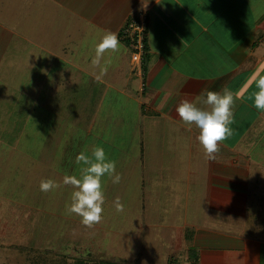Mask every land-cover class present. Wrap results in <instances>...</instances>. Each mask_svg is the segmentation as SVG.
I'll return each mask as SVG.
<instances>
[{
  "label": "crops",
  "instance_id": "obj_1",
  "mask_svg": "<svg viewBox=\"0 0 264 264\" xmlns=\"http://www.w3.org/2000/svg\"><path fill=\"white\" fill-rule=\"evenodd\" d=\"M140 13L146 18L147 50L135 67L120 34ZM107 31L117 34L121 48L105 53L108 71L97 79L99 70L91 64L94 46ZM257 74H264V0H0V142L12 141L7 134L13 133L15 122L22 127L35 95L67 88L78 93L76 88L86 85L88 90L81 93L93 110L87 116L88 135L91 118L98 117L100 109L117 111L122 105L126 118H103L115 117L123 128L117 135L138 144L140 173L149 158L161 181L169 186L182 183L190 190L189 172L202 160L209 188L223 168L243 170L242 175L247 171L248 165L240 162L247 157L239 148L253 147L246 150L247 155L254 151L253 157L264 150L257 147L264 143V112L249 98ZM225 86L237 97L234 124L249 114L250 129L232 145L223 141L220 148L225 152L209 161L196 140L197 129L181 121L176 107L184 99L196 100L205 90L219 92ZM204 199L213 202L210 196ZM9 203L0 202V211ZM244 240L241 246L214 251L216 258L232 264L235 257L246 259L252 251L251 263L241 264H261V243L252 241L254 249L247 250L249 241Z\"/></svg>",
  "mask_w": 264,
  "mask_h": 264
},
{
  "label": "rangeland",
  "instance_id": "obj_2",
  "mask_svg": "<svg viewBox=\"0 0 264 264\" xmlns=\"http://www.w3.org/2000/svg\"><path fill=\"white\" fill-rule=\"evenodd\" d=\"M69 90L53 93L47 89L35 95L22 127L15 122L13 133L7 134L12 141L0 142V202H10L0 211V264H77L80 258L85 264L101 259L191 264L189 247L196 249L197 264H221L214 251L231 244L241 246L244 239L249 241L247 250L254 249L252 241L261 243L264 264V150L255 157L253 151L250 157L246 153L253 147L239 148L240 155L247 157L239 159L243 166L248 165L243 175V170L223 168L224 173L217 175L221 178L211 179L208 188L201 160L196 162L197 171L189 172L191 181L186 185L190 190L182 183L171 187L161 181V174L153 173L155 166L149 158L140 173L138 144L117 135L123 128L115 117L103 118L109 114L126 118L122 105L117 111L100 109L97 119L91 118L94 125L88 135L87 116L93 110L81 93L88 88L81 85L76 88L78 93ZM249 123L246 114L237 125H231L234 131L226 140L228 146L250 129ZM93 146L104 148L122 179L113 184L103 178V218L87 228L78 216L65 211L70 186L45 193L39 184L44 179L59 182L65 175L77 174L76 155L90 152ZM162 177L174 178L169 174ZM206 196L214 204H206ZM116 198L124 206L121 212L115 210ZM248 253L246 259L235 257L232 264L251 263L254 254Z\"/></svg>",
  "mask_w": 264,
  "mask_h": 264
},
{
  "label": "clouds",
  "instance_id": "obj_3",
  "mask_svg": "<svg viewBox=\"0 0 264 264\" xmlns=\"http://www.w3.org/2000/svg\"><path fill=\"white\" fill-rule=\"evenodd\" d=\"M121 44L116 33L107 31L95 43V55L91 61L93 68L98 69L97 79L107 74L108 63L104 62L106 52L117 53ZM255 91L249 97L257 110L264 112V74H257L253 81ZM237 97L227 86L219 92L205 90L202 98L182 100L176 107V113L182 122L194 125L197 129L196 140L204 156L209 161L216 158L223 141L233 135L231 125L234 123V104ZM74 163L78 166L77 174L65 175L58 182L53 179L40 181L39 189L48 193L63 186L72 188L70 200L65 205L69 215L80 218L87 228H92L102 221L105 195L102 180L107 177L113 184L120 183L122 177L116 171L115 161L108 158L102 146H93L89 151L76 155ZM115 210L124 209L119 198L114 201Z\"/></svg>",
  "mask_w": 264,
  "mask_h": 264
},
{
  "label": "built area",
  "instance_id": "obj_4",
  "mask_svg": "<svg viewBox=\"0 0 264 264\" xmlns=\"http://www.w3.org/2000/svg\"><path fill=\"white\" fill-rule=\"evenodd\" d=\"M146 18L144 14L132 16L122 28L120 38L128 43L131 50L130 61L133 66L140 67L144 49Z\"/></svg>",
  "mask_w": 264,
  "mask_h": 264
},
{
  "label": "trees",
  "instance_id": "obj_5",
  "mask_svg": "<svg viewBox=\"0 0 264 264\" xmlns=\"http://www.w3.org/2000/svg\"><path fill=\"white\" fill-rule=\"evenodd\" d=\"M147 28V26H146ZM145 35H144V49L145 52L143 54V59L146 55V50H147V37H146V30H145ZM130 143V142H129ZM196 249L195 247H189L188 249V259L191 262V264H197L198 256L196 254ZM42 255H45V253H42ZM85 260L83 258L77 259L76 263L77 264H85ZM37 264H41L39 261ZM42 264H45L43 262ZM93 264H140L139 262H129V261H124L121 259H101V260H95L93 261ZM172 264V263H170Z\"/></svg>",
  "mask_w": 264,
  "mask_h": 264
}]
</instances>
